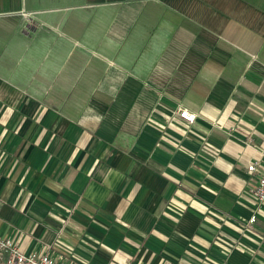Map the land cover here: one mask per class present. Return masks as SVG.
I'll return each mask as SVG.
<instances>
[{"label": "crops", "instance_id": "0c3cea01", "mask_svg": "<svg viewBox=\"0 0 264 264\" xmlns=\"http://www.w3.org/2000/svg\"><path fill=\"white\" fill-rule=\"evenodd\" d=\"M254 162L264 0H0V238L24 254L264 264Z\"/></svg>", "mask_w": 264, "mask_h": 264}, {"label": "built area", "instance_id": "2783aa9c", "mask_svg": "<svg viewBox=\"0 0 264 264\" xmlns=\"http://www.w3.org/2000/svg\"><path fill=\"white\" fill-rule=\"evenodd\" d=\"M178 116L186 124H192L196 118L194 113L185 108L178 109ZM247 170L257 176L256 185L250 195L259 204H264V166L254 162L247 166ZM255 219V216L252 215L248 219V223L252 224ZM0 264H64V262L44 253L24 254L13 241L0 238Z\"/></svg>", "mask_w": 264, "mask_h": 264}]
</instances>
